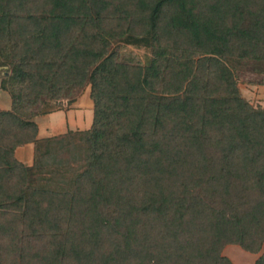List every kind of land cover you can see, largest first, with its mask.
<instances>
[{
	"label": "trees",
	"instance_id": "obj_1",
	"mask_svg": "<svg viewBox=\"0 0 264 264\" xmlns=\"http://www.w3.org/2000/svg\"><path fill=\"white\" fill-rule=\"evenodd\" d=\"M128 37L148 40L146 66L116 61ZM225 58L264 63V0H0V264L257 254L264 111ZM85 84L89 128L36 140L28 110ZM31 143L24 166L13 153Z\"/></svg>",
	"mask_w": 264,
	"mask_h": 264
},
{
	"label": "rangeland",
	"instance_id": "obj_2",
	"mask_svg": "<svg viewBox=\"0 0 264 264\" xmlns=\"http://www.w3.org/2000/svg\"><path fill=\"white\" fill-rule=\"evenodd\" d=\"M110 51L116 53V61L126 63L129 65L146 66L151 58V49L147 39H134L128 37L125 40L115 41L110 46ZM225 63L235 73L237 79L238 92L254 110L264 111V63L252 62L247 60H237L225 58ZM9 66H0V84L5 73L9 72ZM11 98L8 91L0 88V111H7L11 107ZM57 109L51 113L46 111ZM76 111L75 115H84L83 126L80 125L76 129L58 130L54 128L58 124L61 115L46 117L49 114L58 111ZM28 112L36 115L31 118L37 128L35 136L36 140L46 139L64 135L67 132L85 131L89 128L92 121V102L89 98V87L83 85L81 88L75 90L71 96H60L56 99H44L39 101L35 106L31 107ZM48 124L50 125L48 128ZM82 128V129H81ZM34 144H25L17 147L14 150L13 156L24 166H30L35 155ZM243 251L234 245L225 246L221 255L226 257L230 264H253L254 261L264 253V244H262L260 251L257 254L241 256Z\"/></svg>",
	"mask_w": 264,
	"mask_h": 264
},
{
	"label": "crops",
	"instance_id": "obj_3",
	"mask_svg": "<svg viewBox=\"0 0 264 264\" xmlns=\"http://www.w3.org/2000/svg\"><path fill=\"white\" fill-rule=\"evenodd\" d=\"M75 112H76L75 110L74 111L68 110V111H64V112L58 111V112L49 114L46 117L55 116L57 114H60L61 115L60 120H59L58 124L54 126V128H58V130H64V131L66 129L71 130V129L78 128V126H80V125L83 126V122H84V115H82V113H80V115H75ZM91 119H92V112H91ZM90 124H91V122H90ZM90 124H89V126H90ZM49 126L50 125L48 124V128H49ZM241 254H242L241 256H246V257L249 256V255H246L247 253H245V252H242Z\"/></svg>",
	"mask_w": 264,
	"mask_h": 264
}]
</instances>
